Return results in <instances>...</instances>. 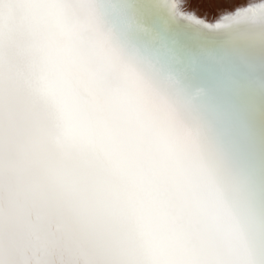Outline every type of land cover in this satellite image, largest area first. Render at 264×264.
<instances>
[{
  "label": "clouds",
  "instance_id": "clouds-1",
  "mask_svg": "<svg viewBox=\"0 0 264 264\" xmlns=\"http://www.w3.org/2000/svg\"><path fill=\"white\" fill-rule=\"evenodd\" d=\"M63 3L44 77L8 85L0 264H264L191 130L119 70L91 0Z\"/></svg>",
  "mask_w": 264,
  "mask_h": 264
},
{
  "label": "snow or ice",
  "instance_id": "snow-or-ice-1",
  "mask_svg": "<svg viewBox=\"0 0 264 264\" xmlns=\"http://www.w3.org/2000/svg\"><path fill=\"white\" fill-rule=\"evenodd\" d=\"M119 70L192 132L264 251V0H91ZM63 0H0V140L12 74L44 77L40 36ZM69 138L73 133L69 129ZM253 165L259 199L248 175Z\"/></svg>",
  "mask_w": 264,
  "mask_h": 264
}]
</instances>
